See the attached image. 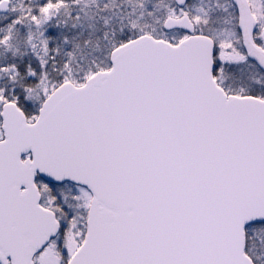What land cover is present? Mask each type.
Returning a JSON list of instances; mask_svg holds the SVG:
<instances>
[{"label":"snow or ice","instance_id":"obj_1","mask_svg":"<svg viewBox=\"0 0 264 264\" xmlns=\"http://www.w3.org/2000/svg\"><path fill=\"white\" fill-rule=\"evenodd\" d=\"M0 264H264V0H0Z\"/></svg>","mask_w":264,"mask_h":264}]
</instances>
